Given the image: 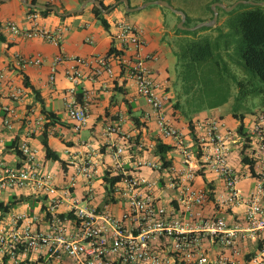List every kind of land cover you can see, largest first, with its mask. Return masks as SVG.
<instances>
[{"label": "built area", "instance_id": "1", "mask_svg": "<svg viewBox=\"0 0 264 264\" xmlns=\"http://www.w3.org/2000/svg\"><path fill=\"white\" fill-rule=\"evenodd\" d=\"M54 1L49 0L50 3ZM37 17V13L31 14L29 20L35 21ZM35 25L34 29H26L8 22L4 28L14 36L61 44L62 28L52 32ZM117 27L115 39L120 52L125 53L119 55V65L126 80L156 113L159 133L172 139L176 150L183 155V168L179 170L166 169L161 163L148 160L139 161L136 167L138 170L149 168L172 173L167 185L180 192L179 202L183 210L177 215L161 205L154 193L157 184L135 172L118 175L121 180L110 187V191L107 190L108 204L103 208L93 205L98 167L91 156L72 162L74 172L67 174L66 185L59 188L54 176L41 170L38 152L29 143L36 127L42 123L43 118H40L18 145L21 153L19 165L10 167L1 159L3 140L0 139V192L32 187L50 200L44 218L21 215L13 218L9 228L0 229V263L58 264L69 258L73 264H171L173 260L188 264H237L243 258L249 241L264 237V114L258 116L249 137L251 142L247 153L255 162L257 186L246 196L240 188V174L231 164V144L242 137L232 130L224 134L219 119H205L195 126L199 151L193 152L185 136L173 127L166 116L170 96L149 66L157 57L145 51L144 31L127 21L119 22ZM17 63L21 68L42 66L44 59L40 55L17 57ZM61 65L66 66L65 77L71 84L66 92L67 115L74 123V130L80 132L90 123L92 101L88 91L79 90L85 78L84 69L92 70L93 81L104 75L114 78L115 70L108 59L99 56L66 57L60 54L51 64V84L56 82ZM5 79L4 73H0V93ZM8 91L7 98L12 103L18 104L23 100L25 91L22 88L11 85ZM14 104H0V119L7 128L12 127V121L18 114ZM119 131L117 127L109 128L112 133ZM241 143L245 146L246 139L243 138ZM123 153V147L116 150V169L123 168L120 160ZM201 162L224 183V193L218 199L220 207H246L245 225L231 226L225 217L205 214L210 190L194 185ZM80 178L86 188L81 198L74 195ZM64 203L69 204L72 217L62 218L59 214V208ZM116 203L124 205L120 215L112 211L111 207ZM20 222H25V225H19ZM43 222H46V229L42 228ZM208 240L221 249L215 262L210 261L205 247ZM165 241L167 244H164ZM168 245L171 247L170 257L163 251ZM31 252L36 255L32 262L27 261ZM247 264H264V249L253 254Z\"/></svg>", "mask_w": 264, "mask_h": 264}, {"label": "crops", "instance_id": "2", "mask_svg": "<svg viewBox=\"0 0 264 264\" xmlns=\"http://www.w3.org/2000/svg\"><path fill=\"white\" fill-rule=\"evenodd\" d=\"M37 2L40 5L50 3L49 0H37ZM83 3H81V0H56L52 4L67 16H59L54 13L48 17H43L37 13V19L31 21L29 20V15H31L29 8L21 0H0V73H4L6 76L1 85L0 104H14L7 98L9 86L14 85L25 91L23 100L18 104H14L17 107L18 114L12 121V127H5L2 118L0 119V139L3 140L1 159L10 167L19 165L20 155H18L15 148H9L10 145L14 142L19 145L21 141L26 139L29 128L35 125L34 122L43 118L41 125L36 127V132L29 138V143L38 152V164L41 170L51 173L59 188L66 185L67 174L74 172L71 163L91 156L98 167V175L94 180L93 205L103 208L108 204V189L105 182L108 175L112 178L125 172H135L155 182L157 186L154 193L160 204L170 212L178 215L183 210L182 204L179 202L180 192L169 188L167 185L172 173H168L167 170L157 172L149 168L138 170L136 167L139 161L146 160L163 165L160 155L156 152L160 143L172 147V150L167 154V160L171 162V165L166 169L179 170L183 168V155L176 150L172 139L165 138L159 133L156 113L148 105L146 99L138 95L135 88L126 80L125 74L119 65V55H125V53L120 52L115 35L118 32V23L127 20L123 19L124 17L122 18L121 15H117L118 13H114L112 19L108 18L109 14L107 13L105 15L110 28L106 30L93 16L91 12L92 4H88L82 12H77ZM105 3L106 5L112 4L109 10L111 13L123 2L117 4V2L107 0ZM128 3L133 8L130 0H128ZM115 17H118V19H115ZM8 22L26 29H34L35 24H37L38 27H45L52 32L62 28V42L60 45H54L44 39H26L14 36L4 28V25ZM140 28L144 31V38L147 42L145 51L157 57L155 61L149 63V66L155 78L164 85L170 96V101L166 106V116L173 127L185 136V140L191 146L193 152L197 153L199 151L196 142L198 132L195 126L197 122L205 119H219L223 125L221 131L224 134L227 130H232L242 137L241 140L240 138H237V141L235 140L237 143L233 141L231 144V164L240 174V188L247 196L256 188L257 180L249 166L242 162V151L245 146H242L241 142L243 138L247 139L251 136V130L261 113L256 114L250 123H247L246 118H244L242 121L244 126L242 134L239 132L241 121L237 120L234 114L230 120H225L223 116L207 117L202 120H184L179 115V105L173 102L169 86L171 78L168 73V60L171 59L173 51L166 46L165 34L173 36L175 33L169 32L167 27L155 30V34L154 32H146L142 27ZM60 54L66 57L99 56L108 59L115 70L114 78L104 75L102 78L93 81L91 79L92 70L84 69L85 78L79 85V90L88 91L92 96V101L90 123L87 128L80 132L74 130V123L67 115L66 92L71 84L65 77V65L58 68L56 82L54 84L50 83L51 64L53 59ZM37 55L42 56L44 59L42 66L21 68L17 63V57L29 58ZM26 82H28V86ZM58 100L62 101L63 113L49 107L50 104ZM44 109L46 112L55 115V118L47 117ZM47 124L50 126L46 129ZM110 127L120 128V131L118 133L109 132ZM45 131L48 134V144L51 150L59 156L57 161L47 158L43 144ZM83 132H88L89 137L83 138L81 136ZM122 137L125 139H122ZM119 147L124 148V153L120 157L123 163L121 170L115 167L117 163L116 150ZM244 151L248 155L247 150ZM200 166V170L196 172L194 185L197 188L210 190L205 214L225 217L231 226L245 225L246 207L241 206L233 209L220 207L218 199L224 193V183L206 168L204 162H201ZM85 192L84 180L80 178L77 188L74 190V195L81 198ZM0 204L11 206L7 213L0 210L1 229L3 227L9 228L13 218L17 216L44 218L47 215L50 200L47 196L37 193L32 187H28L1 191ZM111 208L116 215H120L124 205L116 203ZM59 214L61 216L70 215L68 203H64L59 208ZM21 224L25 225V222H20L19 225ZM42 228L46 229V222H43ZM166 242L164 244H167ZM205 247L210 261L215 262L221 253L219 245L208 240ZM170 248V245H168L163 249L169 257L172 256L169 254ZM262 249H264L263 236H259V240H250L247 250L245 248L243 253V258H240L237 264H247L251 256ZM35 259L36 255L34 253L28 254L27 261L32 262ZM58 264H73V262L71 259L65 258ZM171 264L188 263L173 260Z\"/></svg>", "mask_w": 264, "mask_h": 264}, {"label": "rangeland", "instance_id": "3", "mask_svg": "<svg viewBox=\"0 0 264 264\" xmlns=\"http://www.w3.org/2000/svg\"><path fill=\"white\" fill-rule=\"evenodd\" d=\"M157 0H130L134 8L141 7L147 2ZM168 2L174 9L184 11L192 19L210 21V14L206 5L210 0H162ZM240 0H222L220 3L231 6ZM259 2V0H246ZM213 5L211 6V8ZM240 9L235 13L220 11L217 25L223 27V32H228L227 26L230 19L235 18ZM114 13L131 24L142 27L146 32L153 33L159 28H168L169 32H177L181 21L179 15L169 8L159 5H150L141 10L128 11L126 4H120L115 11L107 16L112 19ZM124 15V16H123ZM115 19H118V17ZM219 23V24H218ZM100 24V23H99ZM216 25V26H217ZM215 26V27H216ZM203 36H210L214 44L220 42L219 49L216 48L214 59L210 66L202 68L197 74L184 68L176 57L179 48V38L176 35L165 34L166 46L173 51L169 59L168 73L171 78L169 86L173 102L179 105V115L184 120H202L210 117L223 116L230 120L233 114L244 115L247 123H250L256 114L262 111L261 98L258 96H246L240 98L237 82L243 80L244 76H251L241 70L236 62L231 59L235 57L237 40L239 36H220L219 30L202 32ZM155 34V32H154ZM218 37H220L218 39ZM229 43L228 45L226 44ZM253 76V75H252ZM256 84L264 87L259 79ZM63 113L64 107L61 100L49 105ZM88 132H83L82 137H89Z\"/></svg>", "mask_w": 264, "mask_h": 264}, {"label": "trees", "instance_id": "4", "mask_svg": "<svg viewBox=\"0 0 264 264\" xmlns=\"http://www.w3.org/2000/svg\"><path fill=\"white\" fill-rule=\"evenodd\" d=\"M86 0H81V3H83ZM103 4V7L105 10H109L112 7V4L106 5L107 0H100ZM113 2H118L119 0H112ZM222 0H210L208 4L206 5L207 10L210 14V20L214 16V12L211 8V6L215 3H220ZM264 0H259V2H262ZM33 4H37V0H30ZM48 6H54L52 3H47ZM131 8V6H130ZM240 9V12L237 13L235 18L230 19L228 22V32H223V27L220 25H217L216 27H204L202 29H199L197 31H188V30H182L177 29V32L175 35L179 38V48L176 51V57H178V60L180 64L187 68V70L191 71L192 73L197 74L198 71H201L202 68H206L210 66L212 60L214 59L215 50L216 48L219 49L220 42L214 44L213 40L210 36H203L202 32L206 31H212V30H219L220 36H230V35H236L239 36V39L237 40V47H236V53L235 57H231L234 62H236L237 66L241 70H244L245 74L249 73L251 76H244L243 80H240L237 82L238 88H239V94L240 98L248 97V96H258L261 98V107L262 111L260 113L264 114V87L256 84V78L259 79L262 83H264V7L260 6H253L249 4H241L236 9H234L231 12L227 13H235L237 10ZM114 10V9H113ZM219 10V17H220V11H225L222 8H218ZM29 12L31 14L38 13L42 15L43 17H48L51 14H54L55 12L53 10H43V9H35V8H29ZM93 16L96 18V20L106 29L109 30L110 25L106 18V15L104 12L99 9L98 7L94 6L91 10ZM184 12V11H183ZM110 12H108L109 14ZM186 14V12H184ZM187 20L184 24L185 27H194L197 24L201 22H205L204 20H193L192 17L188 14H186ZM65 19V18H63ZM179 21H181V17L179 16ZM219 22V19H218ZM219 24V23H218ZM220 37H218L219 39ZM228 45L229 43L226 42ZM26 85L28 86V82H26ZM46 112V110L44 109ZM47 117L55 118V115H53L50 112H46ZM234 117L237 120L241 121V125L239 128V132L242 134V131L244 129L243 126V120L245 118L244 115L234 114ZM50 125H46V129ZM192 126V125H191ZM246 144L244 147V150H247L250 147V138L246 139ZM43 144L46 149L47 158L52 160H59V156L54 153L49 144H48V134L45 131L43 135ZM9 148H15L18 155H20V151L18 150L17 142H14L10 145ZM172 150V147L166 146L162 143L158 144L157 146V154L160 155L161 160L163 161L164 168L171 165V162L167 160V154ZM242 151V162L249 166L251 172L253 175H256L255 172V162L253 159L246 155L245 151ZM121 180L120 176L117 177H110L108 175L105 179L106 187L110 191L111 188L114 186L115 183ZM111 187V188H110ZM11 206H4L3 204H0V210H2L4 213H7ZM73 215L70 214L69 217H72ZM64 218V216H61Z\"/></svg>", "mask_w": 264, "mask_h": 264}, {"label": "water", "instance_id": "5", "mask_svg": "<svg viewBox=\"0 0 264 264\" xmlns=\"http://www.w3.org/2000/svg\"><path fill=\"white\" fill-rule=\"evenodd\" d=\"M21 2L28 8H35V9H43V10H53L55 13H57L59 16H67V14H62L59 11V8L56 6H48V5H40V4H33L32 2H30L29 0H21ZM125 3L126 6L128 7V11H135V10H141L143 8H146L150 5H159L162 7H166L169 8L170 10H172L173 12H175L177 15H179L181 17V23L179 25V28L182 30H188V31H197L199 29H202L204 27H215L217 25L218 22V17H219V10L218 8H222L223 10L227 11V12H231L234 9H236L239 5L241 4H249V5H253V6H260V7H264V1L262 2H253V1H246V0H240L237 3L231 5V6H227L225 4L222 3H215L213 4L212 10L214 12V16L210 21H206V22H201L199 24H197L194 27H185L184 24L187 20V16L183 11H179L174 9L168 2L166 1H162V0H157V1H153V2H148L146 4H144L141 7H137V8H130L128 0H120L117 2V4L119 3ZM88 4H92L96 7H98L99 9H101L104 14H107L109 12V10H105L103 7V4L100 0H87L83 3L82 7L77 11V12H82L85 7Z\"/></svg>", "mask_w": 264, "mask_h": 264}]
</instances>
